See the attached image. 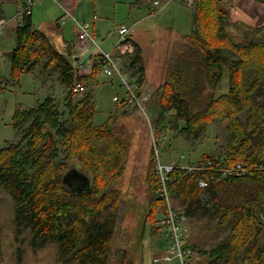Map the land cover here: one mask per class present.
<instances>
[{
	"label": "trees",
	"instance_id": "obj_1",
	"mask_svg": "<svg viewBox=\"0 0 264 264\" xmlns=\"http://www.w3.org/2000/svg\"><path fill=\"white\" fill-rule=\"evenodd\" d=\"M195 3L193 33L170 62L155 108L147 109L158 136L171 114L177 128L182 124L180 133L197 143L210 125L226 124L228 141L219 157L253 171L214 178L200 189L178 169L171 175L172 199L189 219H216L229 229L228 238L212 250L192 246L207 257L205 264H264V170L258 169L264 164V25L235 23L224 0ZM15 43L7 57L8 84L42 68L59 72L67 90L63 103L50 96L33 108L17 105L16 139L0 148V192L14 200L16 236L30 231L35 250L57 244L61 264H105L116 228V186L124 178L130 144L116 131V116L96 125L91 94L80 99L73 92L75 83L89 78H77L72 49L59 52L31 15L19 21ZM94 58L91 77L102 70L100 57ZM128 67L142 75L141 83L145 66L137 48ZM226 72L228 91L218 94ZM127 105L117 103L118 109ZM77 164L91 180L89 191L75 192L63 183ZM155 164L153 149L147 177L150 224L158 222L160 206Z\"/></svg>",
	"mask_w": 264,
	"mask_h": 264
},
{
	"label": "rangeland",
	"instance_id": "obj_2",
	"mask_svg": "<svg viewBox=\"0 0 264 264\" xmlns=\"http://www.w3.org/2000/svg\"><path fill=\"white\" fill-rule=\"evenodd\" d=\"M135 1L84 0L80 6H77L76 12L69 11L79 23L94 24L93 33L105 52L113 50L119 39L118 30L121 26L130 28L131 35L133 34L135 38L140 35L147 52L144 62L147 68L145 84L157 87V83H161L165 79L162 78V74H165L169 59L172 58L173 51L176 50L174 49L176 44H173L174 41H177L175 37L191 34L189 21L193 19L192 8L196 7H189L184 0H160L158 8L164 6L165 8L161 13L152 17L149 16V12L157 0H142L140 3ZM232 1L235 0H224L227 4ZM251 2L256 4L253 0ZM42 4L50 13L48 17L43 16L42 18L44 20L52 19L56 25L58 20L56 14L60 12L58 11L59 4L53 0H44ZM229 8L237 11L242 7ZM16 12L18 13V11ZM14 13V4L1 6L0 19L3 20H0V26L5 25V23L2 24V21L6 22V19L12 18ZM233 15L235 23L241 22L247 25L242 18H239L238 11ZM93 18L96 21V26ZM67 22V26L62 25L63 33L68 41H73L74 35H76L73 27H76V24L72 19H68ZM12 25L13 23L0 35V79H6L8 76L7 57L16 45ZM36 27L38 28V25ZM54 45L58 48L56 41ZM127 66L128 63L125 64L128 73L125 78L129 79L130 70ZM58 74L59 72H54L47 75L40 68L36 74H22L18 85H8L6 89L3 88L6 86L5 84L0 85V148L16 139L17 135L12 126V119L17 105L33 108L53 93L58 95L62 103L64 102L67 90L62 83H59L61 80L59 79L60 74ZM93 79L96 82L95 90L88 85L86 87L93 101L95 97L97 102L95 124L102 125L111 115L116 116V131L130 144L124 178L116 186L119 190L117 201L119 206L115 215L116 228L113 248L105 264H153L154 257L165 250L167 244V240L162 236V230L156 231L160 226V215L156 217L158 222L155 224H150L148 220L151 193L147 177L154 149L152 137L154 119L149 114L151 126L148 120L131 104L125 106L124 109H118L114 98L123 97L125 94V89L118 77H107L100 70ZM228 79V72H226L218 94L228 91ZM160 91L161 89L157 93ZM139 92L151 96V102L147 107L155 108L157 98L154 93L156 92L152 90L146 92L140 90ZM85 96H79V98ZM167 121L170 123H163L167 128L159 136L154 134L156 139L165 140L160 148V159L164 163L173 162L187 165L201 160L203 156L217 157L222 154L221 152L227 144L226 124L221 121L210 125L208 130L202 134L203 138L199 143L192 142L180 133L182 124L177 128L172 114L167 116ZM182 157L184 160H181ZM77 165L74 169L85 173V170L80 167L82 165ZM14 217L15 203L11 194L7 191L0 192V264H26L28 260L34 258L52 262L57 259L56 264H61L58 260L59 247L57 244L49 243L35 250L30 231L17 237ZM262 219L264 221V215ZM185 227L187 240L192 246L204 251L214 249L229 235V229L221 227L216 219L211 218L189 219ZM206 262L207 257L196 251L192 263L205 264Z\"/></svg>",
	"mask_w": 264,
	"mask_h": 264
},
{
	"label": "built area",
	"instance_id": "obj_3",
	"mask_svg": "<svg viewBox=\"0 0 264 264\" xmlns=\"http://www.w3.org/2000/svg\"><path fill=\"white\" fill-rule=\"evenodd\" d=\"M59 4L62 17L61 25H64L68 19L74 20L77 29L78 52L74 55L78 60L82 57L93 55L95 52L101 59L102 72L107 77H118L125 89L123 97H115L114 102L119 103L121 100L134 106L149 122L150 115L147 105L151 96L141 94L137 82L125 78V69L121 58L133 56L136 52V45L131 35V30L127 26H121L118 30V41L111 52H105L99 45L95 34L93 33V24L79 23L71 14L69 9L59 3V0H53ZM76 4H81L83 0H75ZM189 7H195V0H184ZM34 0H25L18 5L17 19L20 21L25 15H32ZM154 6L159 7L160 2H154ZM96 19V17H95ZM3 27L0 26V35L3 34ZM73 92L77 96H85L89 93L85 84L77 82L73 86ZM149 96V97H148ZM153 131V130H152ZM152 132L153 148L156 155V178H157V195L160 201L159 215L160 226L163 232V238L167 240L166 249L154 258L155 264H192L195 251L186 238V224L189 218L178 207L172 199L170 189L171 175L178 169L192 177L200 189H207L210 181L214 178L223 179L229 177H242L249 175L253 168L245 163H228L224 157H210L199 161L181 165L180 163H164L160 159V148L164 141L156 139ZM184 160V157L181 158ZM258 169L264 170V164L258 165Z\"/></svg>",
	"mask_w": 264,
	"mask_h": 264
},
{
	"label": "crops",
	"instance_id": "obj_4",
	"mask_svg": "<svg viewBox=\"0 0 264 264\" xmlns=\"http://www.w3.org/2000/svg\"><path fill=\"white\" fill-rule=\"evenodd\" d=\"M21 1L23 2L25 0H0V7L3 6V5L5 6L6 4H9V5L10 4H14V7H15V13H14L13 17L10 18V19H6V22L2 21V24L5 23V25H2V26H4L3 33H4L5 29H7V27L9 25H11L12 23H13V25L11 27H12V30L15 32V29H16L18 23H19V21H18V19L16 17L17 16V12L16 11H18V5L21 3ZM34 1H35V5L33 7V12H32V15H31L34 25H36V26L38 25L39 29H41L44 32H46L47 35L50 37V39H51L53 44H55V41L57 42L59 49L57 47L56 48L59 50V52L67 53L68 52L67 50L72 49L73 54L76 55V52H78V42L76 40V38H77V29H76V27L75 26H74L75 28L73 27L74 33L76 32V35H74L75 39L73 41H68L66 39V37L64 36L63 26L60 23V19H61L62 15H63L62 11H61V8L58 9V11H60L59 13L57 12V14H56V18H58V20L56 22V25H54V22H52V19L44 20L42 18L43 16L44 17H48L50 15V13L47 11V8L42 4V2L44 0H34ZM59 1H60V4L63 5L64 7H66L67 9H69L71 11L74 10L76 12V10L78 8L77 6H80L84 0L81 2V4H76L75 0H59ZM157 1H160V0H157ZM253 1H255L256 4L251 2V0H235V1H232L231 3H229V4L225 3V6L230 11L232 18L234 16L233 13L238 11L239 18L240 19L242 18L247 25H250V26H253V27L262 26V25H264V0H253ZM237 6H240L242 8L241 9H237V11H235L234 9L229 8V7L237 8ZM249 7H251V8H249ZM164 8H165V6L163 8L159 9L158 7L153 5L151 7L150 12H149L150 13L149 16L154 17L156 14L161 13ZM192 11H193V19L189 21L190 24H191V30H192L191 34L193 33V30L195 28L194 18H195V13H196L195 9H193V8H192ZM188 18H189V16H188ZM0 20H3V19H0ZM96 20H97V18H96ZM233 20H234V18H233ZM93 22L95 23V26H96V21H94V18H93ZM64 25L67 26L68 22H66V24H64ZM93 26H94V24H93ZM191 34H188V35H183L182 34V35H180L178 37H175V39H177L178 42L174 41V43H173V44H176L175 48H174L176 50L173 51L172 58L169 59V64L174 59V57L180 52V49L183 48V46L185 45V43L187 41V38ZM132 38H133V40L135 42L136 48L138 50H140V52H141V56H142L143 64H144L145 58L147 57V52H146V49H145L146 46L143 43L144 42L143 38L140 35H139V37L135 38L133 36V34H132ZM94 55H97V53L95 52L91 56L82 57L79 60H78V58L74 57V62H73L77 78L78 79L89 78L88 81L85 83V85L90 86L91 89H93V90H95V83H96L94 81V79H93V78H95V76L91 77L93 65H94V62H95ZM131 58H132V56H127V57L121 58V60L123 62L124 69H125V75L128 74L126 72L125 64H127V63L129 64ZM144 66H145L144 77L142 79L143 81L141 83H139V88H140V90H142V92H146V91L152 90V91L156 92V93H154V96H157V91L162 89V87L164 85V82H165V79L161 83L158 82L157 83V87H155L154 85H153V87L152 86H147L145 84L146 77H147V68H146L145 64H144ZM168 66L169 65H167V68H168ZM127 68L129 69L128 66H127ZM163 68L165 69V67H163ZM167 68L165 69V74H162V78L166 77ZM6 71H8V76L6 77V79H3V78L0 79V85L2 86V85L5 84L6 86L3 87L4 89H6V87L8 85H13V84L14 85H18L19 81L11 83V84H8L9 71H10L9 63L7 65ZM37 71H39V69ZM37 71H36V73H37ZM46 74L50 75L52 73L48 72ZM130 77H129V80L137 82V81L141 80L142 75L141 74H135V69H133V70H130ZM59 79H60V75H59ZM59 83L61 84L62 82L59 81ZM94 95H95V93H94ZM51 97L59 98L58 95L55 94V93H53V95H51ZM94 103H95L96 108H97V102L95 100V97H94ZM170 163H172V162H170ZM188 243L191 244L189 241H188ZM163 251L158 253L156 256L161 254ZM56 263H57V259H56V261L52 262V261H48V260H42V258H34L32 260H28V262L26 264H56ZM153 263H154V261H153ZM18 264H21V263H18Z\"/></svg>",
	"mask_w": 264,
	"mask_h": 264
},
{
	"label": "water",
	"instance_id": "obj_5",
	"mask_svg": "<svg viewBox=\"0 0 264 264\" xmlns=\"http://www.w3.org/2000/svg\"><path fill=\"white\" fill-rule=\"evenodd\" d=\"M63 183L75 192L89 191L91 189L89 176L77 169H71L64 176Z\"/></svg>",
	"mask_w": 264,
	"mask_h": 264
}]
</instances>
